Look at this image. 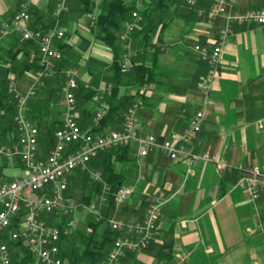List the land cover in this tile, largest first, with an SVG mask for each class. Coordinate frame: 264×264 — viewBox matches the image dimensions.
<instances>
[{
  "label": "crops",
  "instance_id": "1",
  "mask_svg": "<svg viewBox=\"0 0 264 264\" xmlns=\"http://www.w3.org/2000/svg\"><path fill=\"white\" fill-rule=\"evenodd\" d=\"M67 1L68 11L55 18L54 0H0V28L25 2L30 13L27 28L36 35L54 23L73 32L65 40L68 46L61 50L65 67L36 87L34 97L28 100L27 116L41 127L62 121L63 71L75 66L77 85L96 90L91 103L80 102L76 107L79 125L91 130L94 124L98 129L91 131L96 134L119 129L124 110L109 114L111 106H105L103 117L109 115L103 126L90 113L94 108L95 114L99 107L96 98L99 100L108 85H114L112 63L117 56L95 36L93 25L86 19L100 10V0H93L96 7L92 13L86 12L79 0ZM209 3L200 0L194 9L180 4L167 9L169 20L158 24L149 51L138 57L133 53L138 62L151 67L149 78L139 86L135 74L127 69L118 80V97L136 95L135 126L139 136L152 134L162 140H178L200 107L202 94L197 84L207 67L193 45L212 44L223 23L221 16L209 20L197 14L207 11ZM261 7L264 0H235L232 13ZM7 30L1 44L14 48L22 37L17 30ZM36 35L28 45L29 55L37 44ZM117 50L122 56L121 46ZM22 57L20 51L17 58ZM10 76L20 91L32 82V73L27 71ZM210 93L212 103L202 127L186 145V150L198 157L181 156L173 161L162 151L154 150L141 158L137 156L136 143L129 145L130 161L125 165L128 172L123 185L134 190L126 200L128 207L121 212L123 205L117 206L112 219L139 220L144 214L140 204L147 203L157 190L163 192L164 200L154 239L148 247L128 253L114 264H264V191L252 200L236 186L246 173L241 167L264 166V25H232ZM50 147L38 151V158H45ZM204 154L217 157L226 165L217 169L215 161L201 157ZM17 158L19 165L13 170L19 172L10 169L12 179L22 169Z\"/></svg>",
  "mask_w": 264,
  "mask_h": 264
},
{
  "label": "built area",
  "instance_id": "2",
  "mask_svg": "<svg viewBox=\"0 0 264 264\" xmlns=\"http://www.w3.org/2000/svg\"><path fill=\"white\" fill-rule=\"evenodd\" d=\"M54 16L58 17L61 12L68 10L67 0H54ZM189 7L195 6L199 0H181ZM210 4L205 12L209 20L219 16L223 23L218 29L216 39L212 44L195 43L193 50L197 53L200 61L206 64L205 75L198 82L197 87L202 94L200 107L189 119L188 128L178 140H160L149 134L144 137L138 135L135 126V110L137 105L130 106L119 129H112L104 134H96L88 129H83L76 120V90L77 71L69 68L63 71L65 80L62 85L64 94L63 119L58 129L53 134V144L49 148L45 158L37 157V127L27 117V102L35 94L36 87L44 83V79L52 76L55 72V62L62 58L61 51L54 46L55 40L64 36L61 28H53L45 31L38 38L37 49L29 55V62H36L37 69L32 73V82L24 90L16 87L14 80L8 84V92L13 95L16 102L14 120L18 129V140L15 145H0V154H18L22 162L21 173L10 182L0 184V264H10V254L7 244L2 242V237L12 224L16 226L9 232L10 239L22 240L31 253L36 255V264H70L59 254V239L61 229L57 224H49L40 219V213L72 214L73 207L67 203L64 191L67 187L68 176L75 170H87L89 161L96 157L99 152L117 146H128L136 143L137 156L144 158L154 150L162 151L170 160H177L181 156L191 158L197 154L186 150V145L193 136L200 131L212 103L211 87L218 75L222 52L231 33V27L236 24L264 25V7L248 9L241 14H233L232 7L235 0H209ZM144 4L137 0L136 8L131 13L130 20L124 24L119 38L130 48L131 34L143 20L141 11ZM200 13V12H199ZM30 15L25 4H21L19 10L13 15L9 23L0 28V44L10 27L20 32L22 39L34 38V32L27 28ZM130 50V49H129ZM130 54L127 52L121 60L122 69L130 66ZM112 85H108L104 93L110 94ZM103 95H100L101 99ZM106 107L102 103L96 113L98 121L105 114ZM205 160L216 162L217 169H222L226 164L217 157L209 154L201 156ZM95 181H101L98 171L90 172ZM240 191L250 199L256 200L261 191H264V166L250 168L236 183ZM132 186H121L114 194V203L121 205L133 193ZM109 187L104 184L98 197V204L107 201ZM164 194L157 190L145 207L143 218L134 222L110 219L111 229L118 235L100 264H114L126 252H139L144 250L154 239L157 220L163 204ZM96 210L95 203L89 207ZM24 214L20 216V212ZM99 218V217H98ZM97 218V219H98ZM69 232L74 227V221L68 222Z\"/></svg>",
  "mask_w": 264,
  "mask_h": 264
},
{
  "label": "trees",
  "instance_id": "3",
  "mask_svg": "<svg viewBox=\"0 0 264 264\" xmlns=\"http://www.w3.org/2000/svg\"><path fill=\"white\" fill-rule=\"evenodd\" d=\"M79 1L83 4V6H85L84 8L86 12L92 13L94 8L96 7L93 0ZM142 2L144 4V8L141 11L143 20L138 24L135 31L131 34L132 45L129 48L131 53L136 54V57L141 56L142 53H147L150 47H152L153 44L151 42V39L156 34L158 24L162 23L164 25L169 20V18H167L168 14L165 13L166 10L171 7L173 8L175 5L183 4L181 0H142ZM97 6L100 10L99 13L94 17L92 23L93 27L91 30H95V36L105 44H107L109 47H111L115 55L117 56L112 63L114 85L112 86L111 92L110 94L103 93L102 95L104 97L99 100L96 98L95 101H97L99 106L102 103H104L105 106H111L109 114L112 113V111L116 112L117 110H124V112L126 113L127 109L133 104H136L138 106V101L136 95H127L121 97L117 96L116 88L118 80L122 78V74L124 73L123 71L127 69L132 71L135 74V81L139 84V86L143 84L144 80H147L149 78V75L152 71L149 65L143 63L142 61L138 62L135 56L131 57L130 67L125 70L122 69L120 64L122 56L119 57V54L117 53L118 46H121L122 48V55L126 52V50H128L125 47V43L120 40L119 34L124 27V21L131 17V11L135 8V0H100ZM194 8L195 7H193L192 9ZM31 42V40H24L21 38L20 41H17L18 45H16V47L14 48H6L2 44H0L1 144L4 143L7 145H13L18 140V129L14 120L16 112V102L13 95L8 92V84L11 80L10 78H14L10 75L15 73L22 74L25 71L34 73L37 69L36 62H29L28 45H31ZM67 46L68 45L65 43V41L61 40L60 42H58L56 47L61 51ZM33 49H37V44H34ZM20 51L23 52L24 57L17 58V54ZM63 67H65V64L62 56V59L57 63V73L52 77H55ZM45 80L46 79H44V82ZM95 92L96 90L93 88L89 89L85 85H77L75 96L76 107L78 108V106H80V102H83V105L91 103ZM28 103L29 101L27 102V107ZM90 113H92L95 117L94 108H92ZM109 114L99 119V126H103ZM61 122L57 123L56 121V123L43 126V128L45 129L44 140L47 144V148L52 145L54 131L60 127ZM80 126L82 128H86V125L81 124ZM38 127H40V125H37V128ZM96 129L98 128L93 124L91 130L93 131ZM129 151V145L117 146L99 152L96 157L92 158L89 161V169L99 171L101 173L100 182L93 181L90 178V172L86 170L75 169L68 176V184L64 191V195L68 203L70 198H74L73 192L77 189L80 190V196L82 200L85 203L90 204L94 195L102 192L103 184H106L109 187L107 202L104 206V211H101L102 217H87L86 221L84 220L83 222H81V225L78 228L74 230L72 229L70 232L68 230V222L72 218L71 214L64 215L59 213H52L51 215H53V220L45 221L49 224H57L61 229L60 239L58 243L59 254L70 264H100V262L106 257L113 243V240L118 235L116 231L111 229L109 220L112 219L113 211L117 207L114 203V194L121 186H124L123 184L125 183V179L127 177L128 171L125 169V165H127V161H130L127 157ZM241 169L243 172H247L250 170L249 167H241ZM84 175L89 177L90 181L92 180L91 187L87 186L88 180ZM11 180L12 179H4L3 181L5 182L3 183L10 182ZM148 203L149 201L145 204H140L144 211ZM127 207V204L123 205L121 207V212H123V210H125ZM23 214L24 211H21L19 215L22 216ZM142 218L143 217H141L140 219ZM15 226L16 224H12V226L8 228L7 232L2 237V242H5L8 245L9 250L11 251L12 262L14 260V262L16 263H22L25 258L30 255V253L28 251V247L23 244L22 240L10 239L9 232ZM128 253L136 252L128 251L120 259H122Z\"/></svg>",
  "mask_w": 264,
  "mask_h": 264
},
{
  "label": "rangeland",
  "instance_id": "4",
  "mask_svg": "<svg viewBox=\"0 0 264 264\" xmlns=\"http://www.w3.org/2000/svg\"><path fill=\"white\" fill-rule=\"evenodd\" d=\"M142 1V0H141ZM200 1V0H199ZM136 3H137V0H135V8H136ZM21 4H25L26 6H27V9H28V5H27V3H25V2H21L20 4H19V6L18 7H21ZM67 5H68V1H67ZM182 6H184V7H187V8H193V7H195V6H193V7H189V6H187L186 4H182ZM68 8H69V6H68ZM135 8L132 10V11H134L135 10ZM18 10H19V8H18ZM17 10V11H18ZM16 11V12H17ZM68 11V10H67ZM132 11H131V13H132ZM15 12V13H16ZM28 12H29V9H28ZM64 12H66V11H64ZM205 12L206 11H204V12H200V13H198L199 15H201V16H203V17H205L206 18V16H205ZM62 13L63 12H61V14L58 16V17H56V16H54L55 18H59L61 15H62ZM99 13V10H95V12H94V14H91V15H89V17H87L86 19L88 20V21H90V23L92 24L93 23V20H94V17L97 15ZM29 15H30V13H29ZM207 19V18H206ZM30 20V19H29ZM127 20H130V18L129 19H127ZM127 20H125L124 21V23L123 24H125V22L127 21ZM60 25L59 24H52V27H50V28H48L47 30H50V29H53V28H60L59 27ZM123 29H124V27H123ZM122 29V30H123ZM46 30V31H47ZM63 31H64V36H63V38L62 39H60V40H55V41H58V42H60L61 40H63V41H65L69 36H73V32L71 33H69L68 31L66 32V30L65 29H63ZM91 31H93V30H91ZM45 32V31H44ZM44 32H42V33H40V34H38V35H36V33H34L36 36H37V42H38V38H39V36L41 35V34H43ZM34 38H35V36H34ZM34 38H32V39H34ZM131 39H132V37H131ZM29 40H31V39H29ZM54 41V42H55ZM130 43H131V40H130ZM55 46V45H54ZM56 47V46H55ZM57 48V47H56ZM34 51H36V50H34ZM130 50L128 49V50H126V52L122 55V59H123V57H124V55L125 54H127V52H129ZM131 52V51H130ZM134 57V54L133 53H131L130 54V62H131V57ZM62 59V58H61ZM121 59V60H122ZM59 61H57V62H55V69H57L56 67H57V63H58ZM121 62V61H120ZM130 67V66H129ZM128 67V68H129ZM69 68H74V69H76V67L75 66H71V67H67L66 69H69ZM66 69H64V70H66ZM76 71H77V69H76ZM54 75V74H53ZM63 75H64V73H63ZM11 80H14V78H10ZM46 79V78H45ZM64 80H65V76H64ZM15 81V80H14ZM64 82V81H63ZM62 85H63V83H62ZM61 90H62V86H61ZM62 93H63V91H62ZM63 96H64V94H63ZM33 97V96H32ZM104 97V96H103ZM102 97V98H103ZM101 98V99H102ZM100 99V98H99ZM64 103H65V100H64ZM37 127V126H36ZM39 128V129H38ZM37 128V130H38V138H37V146H38V148H37V153H38V151H44V150H47V144H46V142H45V140H44V131H45V129L43 128V127H38ZM1 144V143H0ZM4 144V143H3ZM53 144V143H52ZM15 145V144H14ZM5 146H11V145H5ZM52 146V145H51ZM17 156H18V154H15V153H12V155H8V156H6V155H3V154H0V184H2L3 182H5V181H3L4 179H12L13 178V174H12V172L13 171H15V172H19L18 171V169H15V170H13L14 168H17V166L19 165V162H18V158H17ZM38 157V156H37ZM42 159V158H41ZM10 169H12L13 171H11ZM22 170V169H21ZM86 171H89V172H92V171H94V170H90L89 169V167L87 166V170ZM99 172V171H98ZM100 175H101V173H100ZM85 176V178L88 180V185L87 186H89V187H91L92 186V177H91V174H90V178L92 179L91 181H90V178L89 177H87L86 175H84ZM2 180V181H1ZM93 181H95V180H93ZM91 182V183H90ZM95 182H99V181H95ZM68 184V183H67ZM104 185V184H103ZM103 188V187H102ZM74 193V198H70L69 199V204L73 207V213L71 214L72 215V220L74 221V227H73V230L74 229H76V228H78L80 225H81V222H83L84 220L86 221V219H87V217H102L101 216V211L103 210L104 211V206L106 205V203H104V204H98V197L100 196V193H98V194H95L94 195V197H93V199H92V201L90 202V204L88 203H85L83 200H82V198H81V196H80V190L79 189H77L76 191H74L73 192ZM107 202V201H106ZM67 203H68V201H67ZM92 203H95V205H96V210L94 211V210H91L89 207H90V205L92 204ZM126 203V200L124 201V203H122L121 205H124ZM52 213H43V212H41L40 213V219H42V220H44V221H50V220H53V215H51ZM81 218H82V220H81ZM70 219V220H71ZM97 219V218H96ZM7 247H8V245H7ZM8 249H9V247H8ZM28 251H29V249H28ZM29 253H30V255H28L26 258H25V260L22 262V263H20V262H14V260H13V262H12V259H11V251L9 250V254H10V260H11V263L10 264H36V255L34 254V253H31L30 251H29Z\"/></svg>",
  "mask_w": 264,
  "mask_h": 264
}]
</instances>
